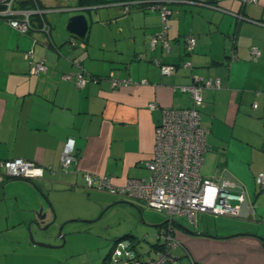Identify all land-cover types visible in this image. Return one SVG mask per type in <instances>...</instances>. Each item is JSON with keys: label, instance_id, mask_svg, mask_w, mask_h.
Returning <instances> with one entry per match:
<instances>
[{"label": "crops", "instance_id": "1", "mask_svg": "<svg viewBox=\"0 0 264 264\" xmlns=\"http://www.w3.org/2000/svg\"><path fill=\"white\" fill-rule=\"evenodd\" d=\"M70 1L57 0L55 8L37 0L41 12L31 15L26 32L0 16V159L23 158L46 168L42 178L0 184V264H71L59 247L33 242L29 229L38 241L64 245L53 235L61 225L66 230L71 222L89 223L123 199L89 189L85 175L108 177L115 186L147 176L162 108L191 106V95L178 85L195 76L222 82L204 91L201 120L209 133L203 163L212 162L216 171L203 177L243 184L255 211L244 217L202 213L188 226L173 219L182 244L171 252L178 264L185 258L187 264H264V186L255 181L264 172V0L165 2L170 50L161 43L151 48V36L162 29L160 11L149 7L153 0ZM21 6L36 4L23 0ZM52 11L76 13L66 20L48 15ZM79 14L88 22L84 38L67 30ZM188 35L197 39L190 54ZM30 50L32 59L25 54ZM187 57L191 69L181 65ZM42 58L46 71L31 73L32 62ZM156 60L175 64V72L163 75ZM65 73L75 76L63 79ZM80 73L100 80L80 86ZM112 79L129 82L114 86ZM151 102L159 107L151 109ZM69 137L75 160L64 169L60 157ZM46 225L55 228L50 236L42 233Z\"/></svg>", "mask_w": 264, "mask_h": 264}, {"label": "built area", "instance_id": "2", "mask_svg": "<svg viewBox=\"0 0 264 264\" xmlns=\"http://www.w3.org/2000/svg\"><path fill=\"white\" fill-rule=\"evenodd\" d=\"M23 0H0V16H5L13 28L22 32L32 28L30 17L33 13L41 12L37 7V0H30L36 7L25 8L21 6ZM173 0H153L149 6L152 10H159L162 16V29L150 39L151 48L161 43L166 50L172 48L168 37L169 25L166 23L170 11L164 4ZM175 1V0H174ZM199 3L203 1L193 0ZM258 0H242L243 3L257 2ZM125 7L128 10L127 3ZM21 17V19H19ZM48 30V26L44 24ZM197 44L193 35L186 38L187 53H192ZM253 55L260 56L258 47H251ZM26 54L28 59L33 58L30 50ZM45 58L32 62L31 73L45 72L47 67ZM163 75H171L176 65L162 63L156 60ZM182 67L191 69L190 59H183ZM75 74L65 73L63 79H73ZM78 84L85 85L93 79L83 73L77 75ZM113 85L128 84L126 79H112ZM221 79L218 77L195 76L190 84H180L182 92L191 95L189 107L162 108L161 123L156 128V142L153 157L147 162L148 175L141 178H130L125 185L115 186L108 177L85 175L86 185L89 189L96 188L107 191L113 195L125 198L138 199L158 211L166 212L170 217L174 215L186 217L192 224L197 223L198 215L212 213L215 216L244 217L251 215L255 209L248 201L247 190L239 182L223 180L217 183L201 174V167L205 160L208 148L207 136L209 129L202 124L201 107L204 104V91L206 89L220 88ZM257 107L258 104L253 105ZM151 109L158 108V104L151 102ZM74 139L69 137L61 153L62 168H68L75 160ZM46 168L34 161L23 158L0 159V184L11 179H39L44 176ZM256 183L264 186V172L255 175ZM170 222L159 233L163 243L162 248L154 249V254L146 258L143 254L134 253L130 246L116 245L111 253L109 264H171L174 260L171 250L181 245L175 236L174 228Z\"/></svg>", "mask_w": 264, "mask_h": 264}, {"label": "rangeland", "instance_id": "3", "mask_svg": "<svg viewBox=\"0 0 264 264\" xmlns=\"http://www.w3.org/2000/svg\"><path fill=\"white\" fill-rule=\"evenodd\" d=\"M43 2L46 7L57 8L56 6L60 5L57 0H43ZM69 4L74 5V2L71 0ZM74 13L76 11H52L48 15H63L67 20V16ZM51 23L54 25V29L56 26L57 28L60 26L57 18H53ZM62 28L66 29L64 24H62ZM215 171L216 167L212 162L207 161L202 164L201 174L203 176L211 177L215 174ZM119 200L124 202H115ZM95 214V217L89 223L81 221L71 222L69 224L72 225V228L62 230L65 242L57 251L64 258H67L71 264H109V262L111 263V255L106 260L105 257L112 253L114 245L115 247L116 245L120 247L130 246L134 249V253H140L149 258L154 254V246L152 244L162 240L158 236L163 231L162 224L166 220L172 218L183 225H189L186 217L178 215L170 217L166 212L158 211L141 200L125 197L123 199H114L111 204ZM74 220L85 219L74 218ZM86 225L89 227L86 228ZM54 229H43L44 232L42 233L50 236L53 234ZM128 233L133 234L134 237L121 238ZM32 234L35 241L43 242L37 240V234L34 232ZM53 235L55 238L61 239L58 236V230ZM62 242L63 239L61 240ZM133 244H135V247H133ZM61 255L57 256L61 257ZM178 262L181 261L174 260L171 263L178 264ZM187 263V259H183V264Z\"/></svg>", "mask_w": 264, "mask_h": 264}, {"label": "water", "instance_id": "4", "mask_svg": "<svg viewBox=\"0 0 264 264\" xmlns=\"http://www.w3.org/2000/svg\"><path fill=\"white\" fill-rule=\"evenodd\" d=\"M67 30L71 34H74V35H76L78 37L84 38L86 36L87 31H88V22H87V18L85 17V15L79 14V15L72 16L69 19L68 23H67ZM117 202H124V201H117ZM44 228L47 229L48 226L46 225ZM62 230H63V225L60 226L59 235L58 236L63 239V242H65V237H64V235L62 233ZM29 233H30V239L33 242L37 243V244L50 246V247H60V246L63 245L62 244V245H59V246H55V245H50V244L43 243V242H37L34 239V236L32 234V230L31 229H29Z\"/></svg>", "mask_w": 264, "mask_h": 264}, {"label": "trees", "instance_id": "5", "mask_svg": "<svg viewBox=\"0 0 264 264\" xmlns=\"http://www.w3.org/2000/svg\"><path fill=\"white\" fill-rule=\"evenodd\" d=\"M105 1H108V2H111L112 0H105ZM128 1V0H127ZM130 1V0H129ZM133 1V0H132ZM197 1H203V0H197ZM204 2V1H203ZM130 5H132L131 3H130ZM129 5V6H130ZM138 5H139V3H138ZM128 6V7H129ZM129 9V8H128ZM129 11H130V9H129ZM128 12V11H127ZM166 23L168 24V22H167V20H166ZM169 25V24H168ZM169 29V28H168ZM153 36V35H152ZM151 36V37H152ZM164 48V47H163ZM165 49V48H164ZM184 59H189V57H187V58H184ZM169 64V63H168ZM175 65V64H174ZM181 65H182V63H181ZM28 180H31V179H28ZM170 222V220H167V221H165L163 224H162V226H166L168 223ZM172 223V222H171ZM172 225H173V223H172ZM127 237H134V235L133 234H130V233H128V234H126L125 236H123V237H121V238H127ZM134 239V238H133ZM116 243H117V241H116ZM153 246H154V249H160V248H162V245H163V243L161 242V241H157V242H155V243H153L152 244ZM114 247H115V245H114ZM133 247H135V244H133ZM111 255V254H110ZM109 257V254L107 255V257H105V260L107 259Z\"/></svg>", "mask_w": 264, "mask_h": 264}]
</instances>
